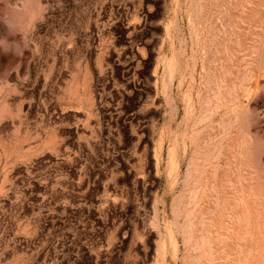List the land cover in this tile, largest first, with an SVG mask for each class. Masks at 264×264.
Returning a JSON list of instances; mask_svg holds the SVG:
<instances>
[{
  "label": "rangeland",
  "instance_id": "rangeland-1",
  "mask_svg": "<svg viewBox=\"0 0 264 264\" xmlns=\"http://www.w3.org/2000/svg\"><path fill=\"white\" fill-rule=\"evenodd\" d=\"M0 136V264H264V0H0Z\"/></svg>",
  "mask_w": 264,
  "mask_h": 264
},
{
  "label": "bare ground",
  "instance_id": "bare-ground-1",
  "mask_svg": "<svg viewBox=\"0 0 264 264\" xmlns=\"http://www.w3.org/2000/svg\"><path fill=\"white\" fill-rule=\"evenodd\" d=\"M128 1H130V0H128ZM133 2H134V0H133ZM136 3H137V1H136ZM136 3H135V4H136ZM140 3H141V1H140ZM129 5H130V4H128V6H129ZM125 6H126V5H125ZM125 9H126V7H125ZM128 9H129V8H128ZM145 9H146V8H145ZM130 10H131V9H130ZM125 11H126V10H125ZM145 11H147V10H145ZM126 12L128 13V11H126ZM124 13H125V12H124ZM140 13H142V12H140ZM148 13H149V12H148ZM140 15H142V14H140ZM144 15H145V14H144ZM147 15H148V14H147ZM126 16H129V15H126ZM130 21H131V20H130ZM119 22H120V21H119ZM126 22H127V21H126ZM127 23H128V22H127ZM130 23H131V22H130ZM135 23H136V22H135ZM142 24H143V22H142ZM145 24H146V23H145ZM145 24H143V25H145ZM125 26H127V25H125ZM123 27H124V26H123ZM123 27H122V28H123ZM129 27H130V26H129ZM142 27L144 28V26H142ZM127 28H128V27H127ZM127 28H126V29H127ZM132 28H133V27H132ZM140 28H141V27H140ZM123 29H124V28H123ZM134 29H135V28H134ZM138 29H139V28H138ZM142 30H143V29H141V31H142ZM144 30H145V29H144ZM125 32H126V31H125ZM127 33H128V32H127ZM134 33H135V35H134V34H133V35H134V38H135V39L138 40V39L141 38V32H140V30H138V31H136V32H134ZM126 37H127V36H126ZM131 37H132V36H131ZM141 39H142V38H141ZM131 41H132V40H131ZM129 42H130V41H129ZM140 44H141V43H140ZM131 45H132V44H131ZM138 47H139V46H138ZM133 49H134V48H133ZM140 50H141V49H140ZM132 53H133V52H132ZM131 55H132V54H131ZM136 55H137V54H136ZM135 57H137V56H135ZM150 57H151V55H150ZM132 58H133V57H132ZM134 59H135V58H134ZM134 59H133V60H134ZM140 59H142V58H140ZM144 60L146 61L147 59H144ZM149 61H150V59H149ZM139 63H140V62H139ZM142 63H143V62H142ZM132 64H133V62H132ZM136 64H137V63H136ZM134 65H135V64H134ZM125 67H126V66H125ZM130 67H131V66H130ZM124 69H125V68H124ZM128 69H129V68H128ZM128 69H126V70H128ZM123 72H124V71H123ZM126 72H129V71H126ZM156 72H157V71H156ZM147 73H148V72H147ZM154 73H155V72H154ZM150 74H151V73H150ZM155 76H156V75H155ZM152 77H153V76H152ZM124 78H125V77H124ZM109 80H110V79H109ZM107 82H108V81H107ZM154 82H155V81H154ZM156 82H157V81H156ZM140 83H141V82H140ZM145 83H146V82H145ZM145 83H144V84H145ZM148 83H149V82H148ZM138 84H139V83H138ZM132 85H133V84H132ZM152 85H153V84H152ZM154 85H155V84H154ZM156 85H157V84H156ZM9 86H10V85H9ZM7 87H8V86H7ZM141 87H142V86H141ZM141 87H140V88H141ZM135 88H136V87H135ZM137 89H138V87H137ZM151 89H152V88H151ZM140 90H141V89H140ZM135 91H136V90H135ZM143 91H144V90H143ZM141 92H142V91H141ZM15 94H16V93H15ZM12 95H13V94H12ZM14 99H15V98H14ZM20 99H21V98H20ZM9 100H11L10 97H9ZM150 100H151V99H150ZM15 103H16V102H15ZM18 103H19V102H18ZM9 104H10V103H9ZM7 106H9V105H7ZM10 106H11V105H10ZM116 106H117V105H116ZM13 107H14V106H13ZM56 107H57V106H56ZM110 107H112V105H111ZM107 108H108V107H107ZM11 109H12V108H11ZM111 109H112V108H111ZM111 109H110V110H111ZM113 109H114V108H113ZM113 109H112V110H113ZM124 109H126V108H124ZM13 110H14V109H13ZM9 111H10V110H8L7 113H8ZM117 111H118V110H117ZM125 111H126V110H125ZM11 112H13V111H11ZM11 112H10V113H11ZM108 112H109V111H108ZM110 112H111V111H110ZM13 113H14V112H13ZM15 113H16V112H15ZM119 113H120V112H118V114H119ZM17 114H19V113H17ZM20 114H21V113H20ZM123 114H124V113H123ZM116 115H117V114H116ZM124 115H125V114H124ZM126 115H127V114H126ZM133 115H134V114H133ZM135 115H136V114H135ZM21 116H22V115H21ZM11 117H13V116H11ZM17 117H18V115H17L15 118H17ZM22 117H23V116H22ZM114 117H115V116H114ZM119 117H120V116H119ZM129 117H131V116H129ZM13 118H14V117H13ZM13 118H12V119H13ZM122 118H123V117H122ZM111 119H112V118H111ZM118 119H119V118H118ZM120 119H121V118H120ZM6 120H7V119H6ZM9 120H11V119H9ZM15 120H16V119H15ZM25 120H26V119H25ZM128 120H129V119H128ZM128 120H127V121H128ZM16 121H17V120H16ZM123 121H124V119H123ZM10 122H11V121H10ZM6 123H7V122H6ZM25 123H26V122H25ZM25 123H24V124H25ZM123 123H124V122H123ZM1 124H2V123H1ZM10 126H13V125H10ZM17 126H18V125H17ZM135 126H136V125H135ZM2 128H3V127H2ZM4 128H5V127H4ZM19 128H20V124H19ZM24 128H25V126H24ZM137 128H138V127H137ZM137 128H136V129H137ZM141 128H142V127H140V129H141ZM133 129H135V128H133ZM138 129H139V128H138ZM23 130H25V129H23ZM23 130H22V131H23ZM133 131H134V130H133ZM17 132H18V131H17ZM141 132H142V131H141ZM141 132H140V133H141ZM14 133H15V132H14ZM144 133H145V132H144ZM144 133H142V134H144ZM1 134H2V133H1ZM23 134H24V132H23ZM2 136H3V135H2ZM2 136H0V138H1ZM7 136H9V135H7ZM10 136H11V135H10ZM17 136H18V135H17ZM5 138H6V137H5ZM11 138H12V137H11ZM11 138H10V139H11ZM14 138H15V137H14ZM12 139H13V138H12ZM12 139H11V140H12ZM24 139H25V138H24ZM24 139H23V140H24ZM7 140H8V139H7ZM20 140H21V139H20ZM161 141L163 142V139H162ZM3 142H4V141H3ZM6 142H7V141H6ZM4 143H5V142H4ZM9 143H10V142H9ZM9 143H8V144H9ZM13 143H14V142H13ZM21 144H23V143H21ZM25 145H26V144H25ZM7 146H8V145H7ZM9 146H10V145H9ZM11 146H12V144H11ZM161 147H162V145H161ZM20 149H21V148H20ZM122 150H124V149H122ZM25 151H26V150H25ZM134 152H135V151H134ZM1 153H2V152H1ZM20 153H21V152H20ZM22 153H23V152H22ZM123 153H124V152H123ZM135 153H136V152H135ZM146 153H147V152H146ZM146 153H145V154H146ZM155 153H156V152H155ZM129 154H130V152H129ZM17 155H18V154H17ZM22 155H23V154H22ZM125 155H126V154H125ZM130 155H131V154H130ZM2 156H4V155H2ZM12 156H13V155H12ZM121 156H122V154H121ZM123 156H124V155H123ZM132 156H133V155H132ZM134 157H136V154H135ZM145 157H146V155H145ZM218 157H219V156H218ZM124 158H125V157H124ZM130 158H131V156H130ZM221 158H222V157H221ZM7 159H8V158H7ZM9 159H10V158H9ZM21 159H22V158H21ZM25 159H26V158H25ZM126 159H127V158H126ZM153 159H154V158H153ZM3 160H4V159H3ZM118 160H119V159H118ZM128 160H129V159H128ZM137 160H138V159H137ZM174 160H175V159H174ZM174 160H173V162H174ZM218 161H219V160H218ZM125 162H126V161H125ZM125 162H124V163H125ZM137 162H138V161H137ZM137 162H136V163H137ZM147 162H148V161H147ZM173 162H171V163H173ZM175 162H176V161H175ZM126 163H127V162H126ZM148 163H150V162H148ZM134 164H135V163H134ZM134 164H133V165H134ZM137 164H138V163H137ZM155 164H156V161H155ZM217 164H218V162H217ZM219 164H220V163H219ZM12 165H13V164H12ZM5 166H6V165H5ZM130 166H131V165H130ZM152 166H153V165H152ZM172 166H173V165H172ZM227 166H228V165H227ZM135 167H136V166H135ZM153 167H154V166H153ZM153 167H151V168H153ZM174 167L176 168V166H174ZM217 167H218V166H216V169H217ZM219 167H220V166H219ZM222 167H223V166H222ZM5 168H6V167H5ZM128 168H129V167H128ZM131 168H133V167H131ZM217 170H218V169H217ZM217 170H216V171H217ZM133 171H135V169H133ZM147 171H148V170H147ZM152 171H153V170H152ZM136 172H137V171H136ZM138 172L140 173V171H138ZM155 173H156V172H155ZM148 174H149V173H148ZM21 175H22V174H21ZM156 175H157V174H156ZM6 176H7V175H6ZM138 176H139V175H138ZM145 176H146V175H145ZM147 176H148V175H147ZM153 176H154V175H153ZM215 176H216V175H215ZM23 177H24V176H23ZM143 177H144V175H143ZM151 177H152V176H151ZM154 177H155V176H154ZM217 177H218V176H217ZM229 177H230V176H229ZM139 178H140V177H139ZM218 178H219V177H218ZM20 179H21V178H20ZM146 179H147V178H146ZM150 179H151V178H150ZM216 179H217V178H216ZM22 180H24V179H22ZM151 180H152V179H151ZM151 180H150V181H151ZM20 181H21V180H20ZM152 181H153L154 184H155V181H154V180H152ZM215 181H216V180H215ZM21 182H22V181H21ZM25 182H26V181H25ZM153 182H151V183L153 184ZM1 183H2V182H1ZM229 183H230V182H229ZM215 184H216V183H215ZM4 185H5V184H4ZM216 186H217V185H216ZM218 186H219V185H218ZM2 188H3V187H2ZM14 190H16V189H14ZM0 191H1V190H0ZM2 191H3V189H2ZM12 191H13V189H12ZM46 192H47V191H46ZM219 193H220V192H219ZM16 195H17V193H16ZM17 196H18V195H17ZM167 198H168V197H167ZM12 199H13V198H12ZM156 200H157V199H156ZM10 202H11V201H9V203H10ZM15 203H16V202H15ZM156 203H158V202H156ZM18 205H19V204H18ZM20 205H23V204H20ZM157 206H158V205H157ZM231 206H232V205H231ZM218 207H219V206H218ZM231 208H232V207H231ZM157 210H158V209H157ZM232 210H233V209H232ZM158 212H159V211H157L156 213H158ZM222 212H223V211H222ZM229 213H231V212H229ZM222 214H223V213H222ZM231 214H232V213H231ZM232 216H233V214H232ZM234 217H235V216H234ZM231 219L233 220V218H231ZM228 222H229V221H228ZM223 223H224V222H223ZM13 224H14V223H13ZM15 224H16V223H15ZM217 224H218V223H217ZM233 225H234V224H233ZM231 226H232V225H231ZM17 227H18V226H17ZM222 227H224V226H222ZM228 229H229V228H228ZM233 229H234V228H233ZM210 230H211V228H210ZM220 230H222V229H220ZM235 230H236V229H235ZM216 231H218V229H216ZM233 231H234V230H233ZM224 232H225V231H224ZM230 233H231V232H230ZM234 233H235V232H234ZM216 234H217V233H216ZM218 234H219V233H218ZM221 234H222V233H221ZM221 234H219V235H220L219 237H221V239H222V236H223V235L221 236ZM225 235H226V234H225ZM225 235H224V236H225ZM230 235H231V234H230ZM232 236H234V235H232ZM20 237H21V236H20ZM228 237H229V236H228ZM21 238H22V237H21ZM24 238H25V237H24ZM172 238H173V237H172ZM225 238H226V237H225ZM225 238H224V239H225ZM229 238H231V236H230ZM232 238H233V237H232ZM219 239H220V238H219ZM226 240L228 241V238H226ZM226 240H223V241H226ZM218 241H219V240H218ZM223 241H222V242H223ZM21 242H23V241H21ZM172 243H174V241H173ZM175 243H177L176 240H175ZM218 243H219V242H218ZM223 243H224V242H223ZM234 244H235V243H234ZM173 245H174V244H173ZM24 246H25V245H24ZM174 246H175V245H174ZM220 246H221V244H220ZM228 246H229V245H228ZM228 246H226V247H228ZM146 247H147V246H146ZM175 247H176V246H175ZM175 247H174V248H175ZM226 247H225V248H226ZM232 247H233V245H232ZM24 248H25V247H24ZM176 248H177V247H176ZM218 249H219V248H218ZM174 250H175V249H174ZM14 251H15V250H14ZM148 251H149V250H148ZM176 251H177V249H176ZM214 251H215V250H214ZM219 251H220V250H219ZM219 251H218V252H219ZM145 252H147V251H145ZM227 252H228V251H227ZM229 254H230V253H229ZM146 255H147V254H146ZM174 256H176V255H174ZM164 258H165V256H164ZM9 262H10V261H9ZM9 262H8V263H9ZM163 262H164V260H163ZM10 263H11V262H10Z\"/></svg>",
  "mask_w": 264,
  "mask_h": 264
}]
</instances>
